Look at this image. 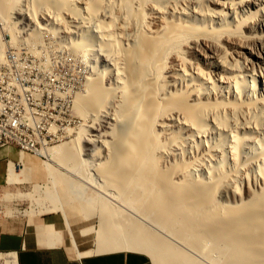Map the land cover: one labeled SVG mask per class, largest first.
I'll use <instances>...</instances> for the list:
<instances>
[{
    "label": "bare ground",
    "instance_id": "bare-ground-1",
    "mask_svg": "<svg viewBox=\"0 0 264 264\" xmlns=\"http://www.w3.org/2000/svg\"><path fill=\"white\" fill-rule=\"evenodd\" d=\"M261 5L0 0V28L11 37L0 35V60L8 43L29 50L53 35L57 50L84 64L83 89L73 100L83 124L73 139L44 149L49 161L97 191L86 197L85 185L44 163L86 221L98 206L99 226L81 230L96 234L94 246L82 251L59 194H46L62 213L76 254L139 252L154 264H264V34L255 35L264 29ZM242 27L249 34L239 35ZM251 39L259 61L249 85L241 71L225 70V59L230 49L250 51ZM225 44L231 48L223 50ZM199 55L215 70L199 68ZM30 104L38 105L32 95ZM17 171L11 166L10 181L18 180ZM12 255L0 259L16 264Z\"/></svg>",
    "mask_w": 264,
    "mask_h": 264
},
{
    "label": "rangeland",
    "instance_id": "rangeland-1",
    "mask_svg": "<svg viewBox=\"0 0 264 264\" xmlns=\"http://www.w3.org/2000/svg\"><path fill=\"white\" fill-rule=\"evenodd\" d=\"M258 3L260 5L261 4L264 5V0H258ZM210 6L213 9H215L217 7L216 4H210ZM253 10L255 11L256 9L253 8ZM0 22H1V18H0ZM2 28H0L1 39H4V36H5L6 40H10L11 37H7L9 35L8 30L4 29L3 26H2ZM19 29L20 28H18V30ZM240 32L241 33H239V35H244L245 33L249 34V31L245 27H242V30ZM261 34H264V29L258 28L255 31V35H261ZM43 37H44L43 44H39L40 53L49 52V45H48L49 42L47 40H50V42L52 43L51 46L54 47L53 49L57 50V48L59 47V42H60V40L57 36L44 35ZM19 39H21V38H19ZM249 44H250V46H249L250 51L246 50V49H241L238 47L234 48V49H230V51H232V52L234 51V52L231 54H228L227 58L225 57L227 59V60L225 59V61H226L225 67H227V68H225V70L227 69V71L232 72V73L233 72L236 73L237 71H241L244 75H246V78L248 79V81L250 83L252 81L251 80L252 77L255 76L254 72H256L255 70L257 68L255 63L259 61V58L257 57L259 45L256 41H254V39H251ZM37 45L38 44L32 46L31 49L33 48V50H34ZM225 45L226 46H224L223 50L226 51V47L231 48L230 45H227V44H225ZM11 46H14V45H12L10 43L6 44L5 49H4V53H3V57H2V60H0V63L1 62H10V57H17V55H24L25 51H29V50H27L28 48L25 49L24 46L23 47L18 46V47H16V50H9V54H6L7 50ZM58 51L64 52V51H61V49H59ZM230 51H229V53H230ZM76 57L77 56L69 54V59H63V68H66V69H69L72 71H77V73L80 74V79H85V75H86L85 73L86 72L83 69L84 64H83L81 58L78 56L77 59L79 62H71V60H76ZM195 58L200 59V61H198V67L199 68L201 67L203 70H205V72H209L210 70L211 71L215 70L214 68L207 65L208 64L207 62H206L207 64L204 62V59H202V56L199 55ZM232 69H234V70L237 69V70L233 71ZM20 72H22V73H29L30 72V76H25L24 78H23V74H13V81H19V86H20V89L22 91H25V90L29 91V84H33V91L45 90V83L44 82H34L33 83V79L38 78V71H33V65H20ZM226 75H229V73ZM232 75L233 74H230L229 76H232ZM256 78H257V76H256ZM53 80L54 81H63V74L62 73H53ZM1 82H4V84H5V80H0V83ZM251 84L252 83H250L249 85H251ZM261 84H263V82H261ZM257 86H260V80L258 78H257ZM82 89H83V87H82ZM82 89L79 92H81ZM249 89H247V90L249 91L250 96H252L253 95L252 88H249ZM32 96L34 97L35 102L38 105H43V98L41 97V95H32ZM57 107L60 109H68V101L67 100H57ZM39 114L41 115L40 116V120H41L40 123L47 124V129H57L58 123H64V115H57V116L56 115H50V114H53V107L52 106L41 107V111H39ZM68 114L73 115V118H75V120H76L77 127L74 128L73 125H66V129L68 128L72 132L71 134H69L70 137H67L68 134L66 132H63L59 136V141L51 143L50 145H48L44 149H48V148L57 146V145L63 143L64 141L71 140V139H73V137L77 136L78 129L80 128L81 124H83V120L74 113L72 102L70 104ZM104 131L105 130H103V132ZM71 136H73V137L71 138ZM44 149L41 152L42 156H34V155L23 153L24 154L23 158H29V163L27 161H25V164L23 161L22 162L21 161L16 162L18 169L22 168L21 165L24 166L23 168H25V171H23V172H21L20 170L17 171L18 181H24V182H21L20 184H16V185L4 184L3 186H0V213H1V215H14V214H19V213L28 214V211L33 212L35 214H37V213L38 214L49 213V211H47L45 209L51 208L54 204V203L52 204L53 200L50 199V196H51L50 194L51 193H58L60 198H61V201L65 205H67V209L69 210V213H68L69 219H72L73 222L76 223V225L74 226V230L77 233H78L79 229L82 230L85 227H89V226H94V228L98 227L99 223H100L99 218H98V213H99L98 206H94L95 212H93V213H95V214L93 215V219L86 221V219L84 217L83 209L81 208V205L77 202H72L69 200V195L67 193L66 187L63 186V184H61L60 182L57 184V187H55V184L53 182H51L50 174L47 171V169L45 168L44 163L50 162L51 164H53L52 168L54 170L55 175H57V176H61V175L68 176L75 183L82 184L81 186L85 185L83 177L81 178L77 174H74L72 172L71 173L68 172V170H66L62 165H60L58 163H53V162L49 161L48 158L44 155ZM32 162H34V163H32ZM33 166H38V168L37 169L35 168V170L32 169L31 171L29 170V172L26 173V169H31ZM86 171H87V168H86ZM88 171H89V169H88ZM91 172H93V171L91 170ZM196 172L201 173L202 171L200 169H197ZM92 177L95 179V175H93ZM29 178H32V180H33V181L31 180L32 183H39L40 189H41L40 193H35V189L33 188V184L30 182ZM25 180H27V181H25ZM87 186H89V188ZM36 187L38 188L39 186L37 185ZM83 187H86V188H84L86 190V195H85L86 197H88L89 195H92L93 189H94V193L96 191L95 188H93V187H95V185L92 184L91 182L89 185H85ZM47 192H48V194H47ZM32 193L34 194V195H32V197H30L29 195L26 196V194H32ZM46 194L50 195V196L48 197ZM83 197H84V195H83ZM94 205H96V203ZM95 235H96L95 233H91L90 235L83 236V239H85L84 240L85 242L92 243V241L95 242V240H94ZM94 242H93V246H94ZM0 264H5L4 260L0 259ZM153 264H154V262H153Z\"/></svg>",
    "mask_w": 264,
    "mask_h": 264
},
{
    "label": "built area",
    "instance_id": "built-area-1",
    "mask_svg": "<svg viewBox=\"0 0 264 264\" xmlns=\"http://www.w3.org/2000/svg\"><path fill=\"white\" fill-rule=\"evenodd\" d=\"M47 41V53H40L38 44L34 50L29 48L24 55L0 63V80H5V87L0 88V148L12 146L21 153L42 156V150L59 141L60 134L66 132V125L77 127L75 118L68 112L85 79H80L77 71L63 68V59H69V54L53 49L50 40ZM9 50H16V47L11 46L6 54ZM71 62L79 61L76 57ZM20 65H33V71H38L33 83L44 82L45 90L33 91V84H29V91H22L19 81H13V74H23L24 78L30 76V72H20ZM53 73H62L63 81H54ZM8 88H15V95H8ZM31 95H41L43 105H31ZM57 100H67L68 109L58 108ZM44 106L53 107L50 115H64V123H58L57 129H47V124L40 123L39 111Z\"/></svg>",
    "mask_w": 264,
    "mask_h": 264
},
{
    "label": "crops",
    "instance_id": "crops-1",
    "mask_svg": "<svg viewBox=\"0 0 264 264\" xmlns=\"http://www.w3.org/2000/svg\"><path fill=\"white\" fill-rule=\"evenodd\" d=\"M24 154L12 146L0 148V186L24 182L10 181L11 166L14 170H20L16 162L23 161L20 156ZM23 159L29 163V158ZM29 170L31 171V169H26V173ZM29 179L31 182L32 178ZM32 184L35 193H40L39 183ZM27 195L32 197L34 194ZM64 206L68 216L69 210L67 205L64 204ZM52 209L54 206L46 210L51 211ZM31 213L29 211L28 214L14 215H1L0 213V254H13L16 264H153L149 256L139 252L115 251L79 256L75 253L70 232L61 212L52 210V212L43 214ZM69 220L80 250L92 247L93 243L84 241L80 229L78 233L74 230L76 223L72 219ZM59 235L61 240L58 238Z\"/></svg>",
    "mask_w": 264,
    "mask_h": 264
}]
</instances>
